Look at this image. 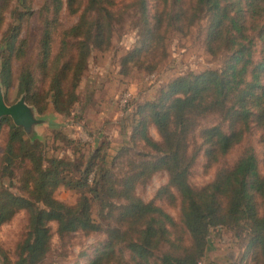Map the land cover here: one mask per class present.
<instances>
[{
	"label": "trees",
	"instance_id": "obj_1",
	"mask_svg": "<svg viewBox=\"0 0 264 264\" xmlns=\"http://www.w3.org/2000/svg\"><path fill=\"white\" fill-rule=\"evenodd\" d=\"M157 1L163 8L150 15L147 0H130L126 5H117L115 0H41L38 13L42 20L35 47L37 60L32 65L22 61L28 43L21 35L24 22L34 13L32 0H0V29L7 11L11 17L2 32L5 47L0 83L5 90L12 85L13 61L18 62L17 93H25L28 103L37 106L44 98L37 92V67L44 77H48L47 92L53 106L67 110L68 104L61 102L65 94L63 82L71 72L74 75L75 71H80L86 49L108 43L112 21L118 20L128 9L135 8L139 14L144 43L159 34L162 23L181 28L192 23L198 17V11L203 12L208 21L206 50L210 54L224 53L223 65L219 69L175 77L156 101L144 103L140 108L157 129L160 141L152 140L146 134L144 119L138 122L135 131L155 154H147L150 158L139 162L140 170L124 179L118 195L124 200L120 219L125 221L107 229L103 252L91 264H102V257L119 243L136 264H197L216 230L234 232L236 238L243 236V255L252 257L255 264H264V175L259 173L253 149L246 147L232 166L219 168L205 185L193 187L188 182L189 168L198 149L203 147L206 165L210 166L238 145L253 128L263 132L264 163V0ZM64 8L76 14L77 21L64 31L60 48L52 56L53 32ZM66 38L71 39L70 48L77 50L76 57L71 55V59L66 56L65 45H69ZM68 95V102H71L74 94ZM46 104L39 106L38 111L45 109ZM209 112L219 113L221 122L202 128L200 146L189 152L188 134L192 131L194 117ZM1 122L8 125L1 176L13 173L14 161L21 155L31 162V169L26 171L23 179L26 195L0 189V225L16 210H27L28 232L14 264H40L50 245L49 221L57 222L60 234L100 228L91 218L89 197L85 193L87 180L95 171L89 168L85 173L87 177L74 182L64 179L59 175V160H52V168H43L41 155L35 154L31 147L33 143L25 138L21 127L14 125L8 117H2ZM157 170L167 172L168 185L175 189L179 198V230L176 229L178 223L161 207L153 201H143L131 191L139 178L144 180ZM60 182L80 192L75 204L68 205L53 197ZM90 191L96 193L95 197L98 195L96 189L90 188ZM182 232L187 233V242H184ZM162 244L179 250V253L163 251L156 256L155 251ZM0 253L5 256L1 250Z\"/></svg>",
	"mask_w": 264,
	"mask_h": 264
},
{
	"label": "rangeland",
	"instance_id": "obj_2",
	"mask_svg": "<svg viewBox=\"0 0 264 264\" xmlns=\"http://www.w3.org/2000/svg\"><path fill=\"white\" fill-rule=\"evenodd\" d=\"M115 1L117 5L130 2ZM40 2L41 0H32L34 13L24 22L21 33L28 43L22 61L32 65H35L37 60L35 47L42 20L38 13ZM147 3L150 15L163 8L157 0H147ZM134 9H128L118 20L112 21L108 43L99 48L90 46L86 49L85 62L80 71H75L74 75L71 72L63 82L65 94L61 102L68 104L67 110H58L53 106L51 96L47 92L48 77H44L37 67V92L38 96L44 98L40 99L36 106L28 103L25 94L27 104L32 106L35 118L40 122L35 123L28 132L21 126L18 127H21L25 138L33 143L31 147L35 154L41 155L42 167L52 168V160H59V175L71 182L85 177L89 168L94 169L95 173L89 171L91 174L85 193L89 197L91 218L100 225L97 230L79 229L60 234L57 231V222L49 221L50 245L40 264H91L96 256L102 254L108 238L107 229L118 227L125 221L120 219L124 200L118 195L124 179L140 170L141 160L149 159L148 155L155 154L135 131L138 122L144 119L146 134L152 140L160 141L157 129L140 108L144 103L156 101L162 90L175 77L188 72L197 74L204 70L219 69L223 65L224 53L210 54L206 50L208 21L203 12L198 11V17L181 28L174 25L165 26L162 23L159 34L144 43L142 24L138 12ZM4 16L0 29V65L5 47L2 32L11 21L8 11ZM76 21V14L69 13L66 8L62 10L52 36V56L60 48L64 31ZM66 40L69 41V45H65L66 56L70 59L71 55L76 57L77 50L70 48L71 39ZM18 66L19 63L13 61V82L7 90L0 83L7 104L14 103L22 94L17 93L15 75ZM70 92L74 94V99L68 102L67 96ZM44 103H48L46 108L39 112L38 107ZM4 117H8L13 123L11 117ZM1 119L0 169L8 132V125L2 123ZM220 122L221 118L217 112L197 114L192 131L188 134V151L191 152L200 146L199 133L202 128ZM262 135V130L253 128L238 145L210 166L206 165L201 147L189 168L188 182L193 187H201L210 182L219 168L232 166L246 147L253 149L258 159L259 173L264 175ZM12 169L13 173L5 176H1L0 171V189H7L16 195H26L23 179L26 171L31 169V162L23 155L18 156ZM101 171L105 172L102 177L99 176ZM142 179L139 178L134 183L132 193L145 202L153 201L161 207L178 223L176 229L179 230V198L175 189L168 185L167 172L157 170ZM90 188L98 191L96 197V193L91 192ZM79 193L77 189L60 182L53 191V197L73 205ZM27 232L28 212L25 209L16 210L8 221L0 225V250L6 256L4 258L0 253V264L15 263ZM233 233L217 230L212 233L206 253L210 250L213 259L217 258V262L214 260L213 263L255 264L252 257L243 255L244 237L236 238ZM182 237L184 242L188 241L186 232H182ZM163 251L179 253V250H172L167 244H162L155 251V255L159 256ZM102 258V264H136L120 243ZM153 260V257L150 258L151 262Z\"/></svg>",
	"mask_w": 264,
	"mask_h": 264
},
{
	"label": "water",
	"instance_id": "obj_3",
	"mask_svg": "<svg viewBox=\"0 0 264 264\" xmlns=\"http://www.w3.org/2000/svg\"><path fill=\"white\" fill-rule=\"evenodd\" d=\"M1 70V65H0ZM4 116L11 117L13 124L21 126L24 131L28 132L35 123L40 120L35 118V113L25 100V93H22L17 101L12 104H7L4 100L2 87L0 85V119Z\"/></svg>",
	"mask_w": 264,
	"mask_h": 264
},
{
	"label": "crops",
	"instance_id": "obj_4",
	"mask_svg": "<svg viewBox=\"0 0 264 264\" xmlns=\"http://www.w3.org/2000/svg\"><path fill=\"white\" fill-rule=\"evenodd\" d=\"M214 260L216 261L217 258L213 259V257H212V252H210V250L207 251L206 256H203V257H202V261H203L205 264L213 263ZM216 262H217V261H216ZM213 264H215V263H213Z\"/></svg>",
	"mask_w": 264,
	"mask_h": 264
},
{
	"label": "built area",
	"instance_id": "obj_5",
	"mask_svg": "<svg viewBox=\"0 0 264 264\" xmlns=\"http://www.w3.org/2000/svg\"><path fill=\"white\" fill-rule=\"evenodd\" d=\"M197 264H205V263L202 261V258H201V259H199V260L197 261Z\"/></svg>",
	"mask_w": 264,
	"mask_h": 264
}]
</instances>
